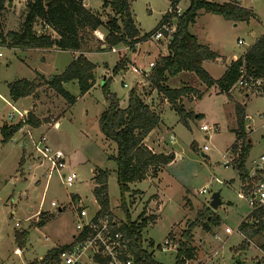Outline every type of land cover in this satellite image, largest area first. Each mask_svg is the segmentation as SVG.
<instances>
[{"label":"rangeland","instance_id":"374dc122","mask_svg":"<svg viewBox=\"0 0 264 264\" xmlns=\"http://www.w3.org/2000/svg\"><path fill=\"white\" fill-rule=\"evenodd\" d=\"M80 1L91 11H101L102 0ZM209 1L224 4L228 0ZM236 1L252 12L253 18L248 22H227L219 16L200 12L195 28L189 27L190 34L201 35L200 44H209L227 62L241 56L264 31V0ZM129 3L140 37L151 32L169 9L167 0H129ZM25 4L26 0H12L4 9L0 15L2 35L20 30L26 12ZM187 7V0L181 1L178 6L182 12ZM106 13L111 14L110 11ZM103 20L106 21V18ZM35 29L37 33L41 32L39 27ZM42 33L50 35V30H42ZM101 37L99 33L92 36L91 52L94 54L86 56L96 66L94 87L81 96L75 81L63 85L64 90L74 98V104H69L67 99L45 84L52 82L50 79L60 75L71 63L73 56L70 53L12 49L0 43V127L17 123L15 111L22 112L23 109L36 114L44 123L38 129L26 126L9 143L0 144V264L40 261L49 250L70 243L75 233L74 202L80 200V206L90 212L97 208L92 194L95 171L108 172L109 210L119 220L125 218L120 206L121 196L113 159L116 145L103 137L98 126V119L107 108L102 91L107 80L108 90L118 99L120 109L127 107L128 93L136 87L145 104L154 107L158 113L162 112L159 129L148 143L153 145L155 153L175 154L173 163L160 170V180H156L158 175L153 177L149 174L142 183L130 185V193L123 195L131 220L143 211L144 217L155 218L142 230V240L155 246L161 245L169 232L181 233L182 229L198 221L199 226L192 232L194 262L234 264L239 260L241 264H264V257L255 244H251L244 253L238 252L242 239L237 227L250 214V209L239 198L238 173L231 167H224L223 158L229 159V149L236 140V131L235 134L231 132L236 127L235 104L242 105L252 123L255 121L253 128L256 129L260 124L255 116L264 111V97L252 96L233 87V99H230L217 87L206 90L193 74L180 73L168 78L166 85L175 89L187 86L204 94L200 99L187 97L178 102L177 105L185 112L192 113L194 117L199 115L189 120V128H186L179 122L173 107L151 89L145 76L150 72H145L149 63L154 64L158 57L166 55L168 40L148 39L139 43L135 50L120 47L114 48L115 52H100L96 42L102 43ZM6 41L9 42V39L6 38ZM238 41L243 44L238 45ZM125 58L129 61L125 70L113 75L117 61ZM133 68L139 74L133 73ZM205 68L213 77L224 71L217 64ZM36 74H40L42 80L35 79V84L39 86L34 95L14 101L8 94V85L19 80L31 81ZM11 115L13 118H10ZM56 121L60 124L59 129L53 127ZM248 123L245 121V126ZM201 126L217 127L218 131L204 133L199 130ZM261 132L262 129H258L248 135L252 142L245 166L248 172L253 168V162L264 153L259 138ZM41 136L65 154L69 169L76 175L72 186L64 185L56 173L47 178L48 164L41 163L31 143V139L36 142ZM205 146L208 148L206 152L203 151ZM20 160L22 162L18 166ZM202 189H205V194H199ZM215 192L220 193L221 200V205L214 212L219 225L211 226L206 232L203 229L206 221H202L199 214L207 209ZM52 202L57 204L56 208L50 206ZM206 209L204 213L208 214ZM37 212L48 215L42 227L35 226L39 221ZM138 220L141 218L138 217ZM227 228L232 234H225ZM15 232L28 234L23 249H19L14 241ZM16 248L20 253H14ZM154 258L159 264H174L175 254L156 252Z\"/></svg>","mask_w":264,"mask_h":264},{"label":"trees","instance_id":"16d2710c","mask_svg":"<svg viewBox=\"0 0 264 264\" xmlns=\"http://www.w3.org/2000/svg\"><path fill=\"white\" fill-rule=\"evenodd\" d=\"M169 10L160 19L157 26L148 34L140 37L132 12L129 0H102L101 11L94 12L83 6L80 0H26L25 15L18 32H8L6 35L0 33V43L10 48L20 50H51L60 52L77 53L66 69L58 76L52 78V82H45L61 97L67 99L69 104H74L71 97L63 88V84L75 81L81 96L88 93L95 84V65L86 60L81 53L91 52L92 36L97 31H103L105 36L102 43L98 44L100 52H109L118 47H127L134 50V47L148 40L149 37L163 25H173L175 31L168 40L166 56L158 57L146 74V79L152 90L156 91L168 104H170L179 116V122L189 128V120L194 118L190 112L178 106L182 98L192 97L200 99L203 94L197 90L183 86L179 89H171L166 83L168 78L178 74H193L206 89L217 87L221 94H228L236 83L240 69L243 68L249 76L264 81V32L262 35L235 61L226 66L224 73L218 80H213L203 69L204 62H215L218 56L209 50L208 47L198 44L196 38L189 33L198 16L204 12L221 17L227 22H248L253 18L251 11L239 6L231 0L228 3L216 4L206 0H187L188 7L176 15L175 11L183 0H167ZM12 0H0V15ZM110 11L111 14L106 13ZM106 18V21L103 18ZM174 23V24H173ZM35 27L42 31L47 27L55 34L36 32ZM9 39V42L6 41ZM102 47V48H101ZM97 49V50H98ZM79 53V54H78ZM129 61L119 59L112 70L113 75L125 70ZM109 80L102 86V91L107 102V108L101 113L98 119V126L103 137L116 145V155L113 157L116 163V182L121 196V210L124 214L126 224L122 226L131 248L137 256L143 257L140 252V232L149 222H154V217H144V211L140 214V223L131 222L128 209L125 207L123 195L130 193V185L144 181L147 175L157 177L167 165L173 162L174 155L155 154L147 149L144 140L160 124V117L137 93L136 87L128 93V102L125 109H120L118 99L108 90ZM36 85L28 80H19L8 85V94L14 100L34 95ZM236 115V140H242L240 144L239 160L233 168L241 183L249 181L250 174L246 170V162L251 146L244 143L245 137V114L241 106L235 107ZM43 121L36 119L30 113L27 114L24 122L14 125H3L0 128L1 145H6L13 136L23 127L33 129L39 128ZM232 145L233 148L236 147ZM237 148V147H236ZM20 161L19 164H21ZM93 175L92 194L96 204L101 208L102 213H108L109 205L107 198V171H95ZM264 182V178L253 179V182ZM206 208H204L205 210ZM201 211L202 221H206L203 229L207 232L211 226L219 225V219L207 208L208 214ZM48 215L39 214V221L35 224L42 227L47 221ZM199 222L195 221L189 225L180 235L178 251L175 257V264H183L195 257L192 232ZM238 232L243 237L237 247L238 252L244 253L251 244L264 254V217L261 212L250 213L238 226ZM26 232H15L14 241L19 249H23L27 243ZM63 250L62 247L49 250L40 261L31 264H56L57 257Z\"/></svg>","mask_w":264,"mask_h":264},{"label":"built area","instance_id":"2783aa9c","mask_svg":"<svg viewBox=\"0 0 264 264\" xmlns=\"http://www.w3.org/2000/svg\"><path fill=\"white\" fill-rule=\"evenodd\" d=\"M168 12L172 11L168 9ZM175 13L176 15L181 14L179 8L176 9ZM45 29L47 27L42 30ZM174 31L173 25H163L149 39L155 41L169 40ZM40 33L42 31L38 34ZM101 40L103 41V39ZM237 44L242 45L243 42L238 41ZM111 52H115V49H112ZM153 65L149 64L148 70L153 68ZM132 71L135 74H139L136 68H133ZM233 87L244 90L252 96L264 97V81L249 76L243 68L240 69L238 79ZM15 112L18 115L17 123L26 120V113ZM10 118H13V116L11 115ZM255 118L260 124L259 128L256 129L253 128L255 121L252 123V118L248 115L244 117V122H249V125L244 128L246 134L244 143L252 146L250 134L256 132L258 129H262L259 138L264 146V111L257 114ZM199 130L204 133L218 131L217 127L210 128L208 126H201ZM241 141L239 140L234 144L237 148L230 147L228 160H226L225 156L223 157L224 167H235L239 160ZM31 143L41 163L46 162L48 164L47 178L51 174L56 173L64 185L72 186L75 183L76 175L69 169L66 156L62 150L49 145L44 136H41L36 142L31 139ZM203 151H208V148L206 146L203 147ZM253 165V168L249 172V181L245 183L240 182L239 197L249 207L250 213L261 212L264 217V182H253V179H257L258 177L264 178V153L253 162ZM66 170L68 172H65ZM199 194H205V189L200 190ZM80 203V200L77 199L73 204L75 210V233L72 235L70 243L62 246L63 250L58 255L56 264H159L154 258L156 252L164 254L174 253L176 257L180 235L185 229H182L181 233L178 232L177 234L172 231L169 232L161 245L155 246L152 242H145L141 238L140 252L144 254L141 257L133 252L130 241L122 229V226L126 224L125 218L119 220L110 210L104 214L98 205L94 212H90L81 207ZM50 206L56 208L57 204L52 202ZM40 213H37V216ZM138 217L139 215L134 220L130 218L131 222L140 223L141 220H138ZM224 232L226 235L232 234V231L228 228ZM215 239H218L217 236H215ZM183 264H198V262L191 260L185 261Z\"/></svg>","mask_w":264,"mask_h":264},{"label":"crops","instance_id":"0c3cea01","mask_svg":"<svg viewBox=\"0 0 264 264\" xmlns=\"http://www.w3.org/2000/svg\"><path fill=\"white\" fill-rule=\"evenodd\" d=\"M207 2H212V1H209V0H206ZM231 1V0H230ZM229 0L226 2V3H228V2H230ZM234 2H236L239 6H240V3L238 2V1H236V0H233ZM84 6V5H83ZM242 7V6H241ZM182 12V11H181ZM199 14V13H198ZM197 18H198V16H197ZM197 18H196V20H195V22H194V24L192 25V26H190V28L191 27H193V28H195V26H196V21H197ZM41 31V30H40ZM16 32H18V31H16ZM264 32V31H263ZM262 32V33H263ZM95 33H99L101 36H105V34H104V32L103 31H97V32H95ZM94 33V34H95ZM262 33H260L259 34V36H257L256 38H255V40H254V42L262 35ZM50 35L52 36V37H55V34L53 33V32H51L50 31ZM192 35V34H191ZM192 36H194L195 38H196V40H197V42H198V44H200L199 43V39H201V35L199 36V34L198 35H192ZM103 37H101L102 39H103ZM253 42V43H254ZM252 43V44H253ZM200 45H203V46H206V47H208L209 48V50L210 51H212L213 53H215L217 56H218V58H217V60L215 61V62H204L203 64H202V67H203V69L209 74V76L213 79V80H218L221 76H222V74L224 73V71H225V68H226V66H228L231 62H233V61H235V60H237L240 56H237V57H234V58H232L229 62H227L228 60L227 59H225L224 57H222V56H220L218 53H217V51H214V50H212L211 48H210V46H209V44H200ZM138 46V44L134 47V50H135V48ZM118 48H120V47H118ZM12 49H14V48H12ZM37 50V49H36ZM39 51H46V52H60V51H57V50H55V49H51V50H44V49H38ZM27 51H30V50H27ZM63 53H70L72 56H73V58H72V60L75 58V56H77V53H72V52H63ZM133 53H134V55H136L135 54V51H133ZM79 54V53H78ZM82 54V56L87 60V58H86V56L88 55V54H94L93 52H84V53H81ZM167 54V53H166ZM164 56H166V55H164ZM161 57V56H160ZM42 60H44V58H42ZM150 64V63H149ZM214 64H217L218 66H220V67H222L223 69H224V71L221 73V74H219V76L218 77H213L210 73H209V71H207L206 70V68H205V66H212V65H214ZM95 68H96V66H95ZM213 68V67H212ZM66 69V68H65ZM145 72H149V70L147 69V68H145ZM182 74H183V72H182ZM181 74V75H182ZM180 76V75H179ZM42 76L40 75V74H36L35 75V77H34V79L33 80H31L30 82H32V83H34L35 84V79L36 78H38V79H41L42 80V78H41ZM94 77H95V71H94ZM95 81H96V79H95ZM64 85V84H63ZM95 85V84H94ZM94 87V86H93ZM215 86H213V87H211V88H209L208 89V91H211L210 89H213ZM170 88V87H169ZM171 89H175V88H171ZM205 89H206V87H205ZM207 90V89H206ZM232 90H234V88H232L229 92H228V96L230 97V99H233L232 97H231V92H232ZM207 91V92H208ZM207 92H205V93H207ZM203 96H204V94H203ZM202 96V97H203ZM245 97L246 98H248V96L247 95H245ZM194 99V98H193ZM165 101V100H164ZM166 102V101H165ZM167 103V102H166ZM237 105H239V106H242L241 104H239V103H236L235 104V107L237 106ZM155 113H157L158 115H159V117H160V114L162 113V112H156V109L154 108V107H150ZM22 112H24V113H30L31 115H33L36 119H38V120H40V121H42L41 120V118H39L38 116H36V114H34V113H32L31 111H29V110H27V109H23L22 110ZM244 112V111H243ZM26 114V115H27ZM244 114H245V112H244ZM246 115V114H245ZM197 116H199V115H196L194 118H197ZM160 121H161V119H160ZM16 124V123H15ZM44 123L42 122V124L39 126V127H41L42 125H43ZM160 124H161V122H160ZM160 124H159V126H160ZM159 126L155 129V130H153L148 136H147V138L144 140V145H145V147L147 148V149H149L152 153H155L154 151H153V145H151L150 143H148L149 141V138L150 137H152V135H153V133L155 132V131H157L158 129H159ZM26 127V126H25ZM28 127V126H27ZM53 127L55 128V129H59V127H60V124L56 121V122H54V124H53ZM1 128V127H0ZM24 128V127H23ZM30 128V127H29ZM38 129V128H37ZM237 129H236V127H235V129H232L231 130V132H233L234 134H235V132L234 131H236ZM235 136H236V134H235ZM1 141V140H0ZM159 153H161V152H158V153H155V154H159ZM163 154H168V153H170V152H168V153H164V152H162ZM172 154L174 155V158H175V154L172 152ZM21 161V160H20ZM20 163V162H19ZM173 163V162H172ZM172 163H170L169 165H167L166 167H168V166H170ZM20 164H18V166H19ZM26 167H29L28 165H26ZM161 175V172L158 174V178L156 179V180H160L159 178L161 177L160 176ZM147 177H149V175H147ZM142 183V182H141ZM139 184V183H138ZM239 184H240V181H239ZM135 185V184H134ZM240 186V185H239ZM240 198V197H239ZM241 199V198H240ZM242 200V199H241ZM207 208H209V205L207 206ZM210 209V208H209ZM218 209V208H217ZM211 210V209H210ZM30 211H32V209H30ZM212 211V213L214 214V216L215 217H217L216 215H215V211L216 210H211ZM38 213V212H37ZM37 213H36V216H37ZM35 215V214H34ZM38 217V216H37ZM218 218V217H217ZM38 219H39V217H38ZM243 221V220H242ZM241 223V222H240ZM239 226V225H238ZM211 228V227H210ZM237 232H238V227H237ZM239 233V232H238ZM239 235H240V233H239ZM240 237H241V239L243 240V237L240 235ZM251 247V246H250ZM249 247V248H250ZM258 250V249H257ZM259 251V250H258ZM19 252V250L16 248L15 249V251H14V253H18ZM20 253V252H19ZM261 253V252H260ZM262 256H263V254H262ZM31 263H33V262H31ZM31 263H29V264H31ZM241 263V262H240Z\"/></svg>","mask_w":264,"mask_h":264},{"label":"water","instance_id":"95a60500","mask_svg":"<svg viewBox=\"0 0 264 264\" xmlns=\"http://www.w3.org/2000/svg\"><path fill=\"white\" fill-rule=\"evenodd\" d=\"M52 80V79H50ZM221 205V200H220V193L219 192H215L212 194L211 198H210V202H209V208L211 210H217V208ZM60 211V210H59ZM234 264H241L239 260H237L236 262H234Z\"/></svg>","mask_w":264,"mask_h":264}]
</instances>
